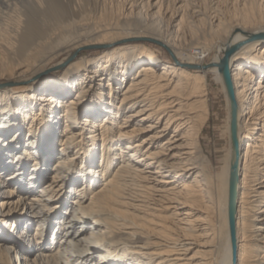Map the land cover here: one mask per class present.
<instances>
[{"label": "bare ground", "instance_id": "6f19581e", "mask_svg": "<svg viewBox=\"0 0 264 264\" xmlns=\"http://www.w3.org/2000/svg\"><path fill=\"white\" fill-rule=\"evenodd\" d=\"M0 78V264H264V0H0Z\"/></svg>", "mask_w": 264, "mask_h": 264}, {"label": "rangeland", "instance_id": "374dc122", "mask_svg": "<svg viewBox=\"0 0 264 264\" xmlns=\"http://www.w3.org/2000/svg\"><path fill=\"white\" fill-rule=\"evenodd\" d=\"M110 15V16H109ZM110 21H115V15L109 14ZM111 17V18H110ZM115 17V18H114ZM137 43L145 44L154 48V50L160 52L159 58L168 62L171 60L172 55L171 52L167 50V48L157 42L155 39H151L149 37H142L137 40ZM97 50L98 48H87L88 50ZM214 54H210L207 56L206 60L209 62L213 58ZM81 58V55L78 56ZM68 61L56 66H52L49 69L54 68H62L67 64ZM53 76V75H51ZM11 84L7 80L0 78V85H8ZM23 84H18L17 86H21ZM209 85V105L210 107V117L207 123L205 124L202 135H201V146L205 152V155L209 158L214 167L218 168L221 166L222 159L225 156L227 149V140L228 136L226 133V103L225 98L222 92L221 85L214 79L212 75H209L208 78ZM53 163V162H52ZM7 220V219H6ZM17 231V232H16ZM19 230H15L16 234L19 235ZM31 234V233H30ZM29 258V256H28ZM24 264V261H19L18 264Z\"/></svg>", "mask_w": 264, "mask_h": 264}, {"label": "water", "instance_id": "95a60500", "mask_svg": "<svg viewBox=\"0 0 264 264\" xmlns=\"http://www.w3.org/2000/svg\"><path fill=\"white\" fill-rule=\"evenodd\" d=\"M234 147H235V145H234ZM233 212H234L233 206H230V208H229V215L232 216L233 215Z\"/></svg>", "mask_w": 264, "mask_h": 264}]
</instances>
